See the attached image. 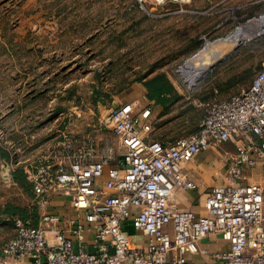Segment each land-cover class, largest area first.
<instances>
[{
	"label": "built area",
	"instance_id": "1",
	"mask_svg": "<svg viewBox=\"0 0 264 264\" xmlns=\"http://www.w3.org/2000/svg\"><path fill=\"white\" fill-rule=\"evenodd\" d=\"M97 123L85 137L66 131L63 140L45 147L24 173L32 186V217L13 218L15 235L0 247L2 257H29L33 264H212L196 262L209 236L230 246L215 257L222 264H264V184L248 181L247 172L264 169V67L244 91L207 104L199 131L176 140L152 139L154 112L138 113L133 102L100 107ZM110 131L117 146L100 148L96 134ZM231 143L225 183L207 198L208 214L198 218L171 204L178 188L194 190L184 164L211 147ZM120 152V153H118ZM107 178L111 195L100 179ZM56 197H65L75 218L51 213ZM49 224L45 227L44 224ZM148 238L135 245L126 226ZM93 235L92 249L87 236ZM52 236V238L50 237Z\"/></svg>",
	"mask_w": 264,
	"mask_h": 264
},
{
	"label": "rangeland",
	"instance_id": "2",
	"mask_svg": "<svg viewBox=\"0 0 264 264\" xmlns=\"http://www.w3.org/2000/svg\"><path fill=\"white\" fill-rule=\"evenodd\" d=\"M249 24L253 34L227 48L226 58L188 78L187 64L207 43ZM263 67L264 0H0V145L12 155L0 157V207L31 205L2 166L22 168L20 136L47 133L70 113L97 123V92L116 97L166 74L178 96L168 113L154 115L153 129L158 139L174 138L191 130L197 110L244 91ZM246 176L264 184L261 167ZM9 229L0 217V244Z\"/></svg>",
	"mask_w": 264,
	"mask_h": 264
},
{
	"label": "crops",
	"instance_id": "3",
	"mask_svg": "<svg viewBox=\"0 0 264 264\" xmlns=\"http://www.w3.org/2000/svg\"><path fill=\"white\" fill-rule=\"evenodd\" d=\"M123 96V97H122ZM127 102H133L138 109V113L147 107H151L154 115L158 112L163 111L161 105L156 104L154 101H150L147 97V90L142 84H134L126 92L113 98V103L111 107L118 106ZM110 107V108H111ZM109 109V108H108ZM73 113L65 117L64 121L61 122L59 127L50 129L47 133L45 131L41 133L33 132V130L28 131V135L23 134L18 139V153L16 155H21V163H23V170L31 164L36 156L45 148L51 147L58 141L63 140V134L66 131L70 132L73 136L85 137L88 132L92 121L85 117H73ZM156 119V118H155ZM155 121V120H154ZM152 126L153 123L151 122ZM36 129H41L40 124ZM26 131V130H25ZM35 131V130H34ZM20 132V130H19ZM18 132V133H19ZM21 134V133H20ZM150 138L156 139L154 136V131L150 134ZM96 141H100V148L107 147L110 144L117 146V139L110 131H102L100 135L96 134ZM158 139V138H157ZM224 148H227L224 154L217 152V148L220 146L211 147L208 151L199 154L192 162L184 164L183 169L189 178L194 180L198 184V188L194 190L178 188L172 198L171 204L182 211H191L198 218L204 217L208 214V204L207 198L213 192L214 188L223 185L225 182V176L227 171V160L233 154L234 146L231 143H225ZM233 149V151H232ZM120 153V152H118ZM18 155V157H19ZM221 160V161H220ZM220 161V162H219ZM3 167L7 166V178L9 181L15 183L13 179V171L15 170L11 164H3ZM12 168V169H11ZM9 170L11 173H9ZM107 178L100 179V184L106 186V194L111 195V191L108 189ZM33 192V191H32ZM30 203L26 207L29 217H32L36 225H43V218L41 217L43 211H40L34 207V194H30ZM19 207V206H16ZM51 213H59L66 215V220L75 218L76 210L72 208L69 200L65 197H56L52 206L49 207ZM0 217L4 219L6 224L9 226V233L0 244V247L12 239L15 235V228L13 223V217L4 215L0 213ZM28 217V218H29ZM48 227L49 224H44ZM126 231L128 236L132 239L136 246L145 248L148 243V238L141 232L136 231L131 223L126 226ZM52 238V236H50ZM88 245L92 249L93 235L88 234L87 236ZM230 246L227 242L222 240L218 236H209L203 240L196 252L189 253L187 255L188 259L196 262L210 261L212 264H222V261L216 258L217 254H222L228 252ZM0 264H33V261L29 257H2L0 259Z\"/></svg>",
	"mask_w": 264,
	"mask_h": 264
},
{
	"label": "trees",
	"instance_id": "4",
	"mask_svg": "<svg viewBox=\"0 0 264 264\" xmlns=\"http://www.w3.org/2000/svg\"><path fill=\"white\" fill-rule=\"evenodd\" d=\"M263 69V68H262ZM261 69V70H262ZM260 70V71H261ZM136 84H142L146 90H147V97L150 101H154L156 104L161 105L164 108V111L168 113L169 109L173 105V102L175 101V98L178 96L176 90L172 86V83L169 79V77L166 74H157L152 78H149L148 80H138L135 82ZM97 97L93 100V104L96 110H98L100 107L103 108H110L113 103V98L107 93L100 92L96 94ZM199 111L198 118L193 122L191 130L188 131L185 135H181L174 138H169L166 136H162L161 140H176L178 138L188 136L195 134L199 131L201 121L205 115V113H202V110ZM164 112V114H166ZM185 110H183L179 115L176 116V122H181L182 124H185L184 120H181L183 117H185ZM155 136V133H154ZM158 137V136H157ZM155 136V138L157 139ZM0 157L4 160H10L9 158L12 157V155L6 150L2 145H0ZM14 160V159H13ZM13 179L15 183H17L19 186H21L25 191L28 192V194L32 195V186L27 180V176L24 173L23 168L17 167L13 171ZM0 213L10 216V217H16L20 216L24 219L29 217V213L26 208L22 207H16L15 205L8 204L6 206L0 207Z\"/></svg>",
	"mask_w": 264,
	"mask_h": 264
},
{
	"label": "bare ground",
	"instance_id": "5",
	"mask_svg": "<svg viewBox=\"0 0 264 264\" xmlns=\"http://www.w3.org/2000/svg\"><path fill=\"white\" fill-rule=\"evenodd\" d=\"M253 24V23H252ZM249 24L246 29H239L229 36L227 39L222 40L221 43H207L206 48L202 53L195 56L187 64V76L189 79L196 80L201 77L202 74H207L210 68L216 65L220 60L228 56L227 48L232 46L236 47L240 44L242 39L249 36L255 30V25ZM259 24V23H258ZM253 34V33H252ZM223 46V48H221Z\"/></svg>",
	"mask_w": 264,
	"mask_h": 264
}]
</instances>
